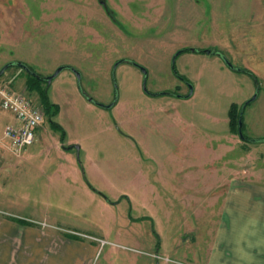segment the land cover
I'll return each instance as SVG.
<instances>
[{
    "label": "rangeland",
    "instance_id": "obj_1",
    "mask_svg": "<svg viewBox=\"0 0 264 264\" xmlns=\"http://www.w3.org/2000/svg\"><path fill=\"white\" fill-rule=\"evenodd\" d=\"M105 4L110 13L99 0H0V68L22 62L48 75L59 65L71 66L81 74L83 91L104 104L117 87L115 105L98 106L82 93L75 72L64 68L49 84H40L58 105L51 115L25 85L24 69L12 65L4 71L0 83L27 96L43 112L39 128H45L23 149L18 168L9 152L0 160L6 166L0 169V218L18 217L94 244L93 264H205L224 214L230 223L242 206L253 205L242 213L246 220L264 198V141L245 143L228 124L231 103L240 106L251 98L255 82L218 55L185 50L177 54L175 68L192 85L191 96L155 93L188 92L171 68L177 51L219 49L257 76L259 90L244 108L242 128L250 138H264V0ZM119 59L147 69L151 94L142 89L137 66L122 62L112 72ZM13 121L0 105V137ZM58 141L79 149L62 153ZM61 163L70 176L51 185V170ZM239 178L259 197L234 196L227 213L228 184ZM61 198L63 227L37 218ZM49 210L56 212L53 205ZM235 232L232 239L239 236ZM92 237L107 243L101 246ZM220 242L238 256L233 242Z\"/></svg>",
    "mask_w": 264,
    "mask_h": 264
},
{
    "label": "crops",
    "instance_id": "obj_2",
    "mask_svg": "<svg viewBox=\"0 0 264 264\" xmlns=\"http://www.w3.org/2000/svg\"><path fill=\"white\" fill-rule=\"evenodd\" d=\"M44 128L45 127L37 128L36 138L37 134L44 131ZM56 145L62 153L67 151L62 148V143L59 141ZM67 152H70V150ZM21 153L15 158L16 168L20 165V161L25 160L24 155ZM4 154L9 155L8 152ZM68 157L70 158V156ZM5 167L6 166H3V168L0 167V169H5ZM1 171L4 170H0V172ZM51 173L53 174L50 176L52 178V180H50L51 185L56 184L57 181L58 183L63 184V181L70 176L69 172L65 171V167L62 163L54 167L51 170ZM246 184L247 182H244L241 178H239V180L235 179L234 183L229 182L228 189L230 190L229 195H231V198L226 208L227 213L229 206L234 208L233 202L236 200L234 196H240L243 193H246L259 197V193H248V185ZM212 185L213 188L215 183H212ZM260 189H262L260 194L264 195V187ZM263 199H261V201L259 200V205L254 209V214H248L246 220L242 219V213L245 211L248 212L249 208L253 205H246V207L242 206L239 209L241 213H237L239 219L236 218L237 215L235 214L233 220H231L234 223H231V221L228 223L229 213L224 214L225 218L221 224L222 228H220L222 231H220L219 235L214 238L211 246L208 248V255L206 260L203 261L205 264H235V259H237L238 264H264ZM52 205L56 210L55 213H52L51 210H49V207ZM64 205L63 198L60 200L57 199L53 203H49L47 205L48 208L41 209L37 218L48 220V222L54 226L63 227L66 223V219L64 218L66 209ZM252 210L253 208L251 211ZM235 218L238 220H234ZM232 226L238 231L235 232V234H239L238 237L233 236V239L229 235L231 230L234 229ZM221 239H229L231 243H234L235 252L238 254L237 257H233V252L229 251L231 250V248L228 247L229 245L220 244ZM235 243H237V246ZM218 252H220L218 256L220 259L214 260V255H218ZM96 256L97 247L89 242L65 236V234H61L55 230H42L33 225L22 223L8 217L0 218V264H93Z\"/></svg>",
    "mask_w": 264,
    "mask_h": 264
},
{
    "label": "built area",
    "instance_id": "obj_3",
    "mask_svg": "<svg viewBox=\"0 0 264 264\" xmlns=\"http://www.w3.org/2000/svg\"><path fill=\"white\" fill-rule=\"evenodd\" d=\"M0 100L1 108L14 117L13 122L5 125L0 137L1 160L5 152L18 156L26 146L35 141L36 130L43 122L44 114L27 96L13 90L9 84L0 83ZM94 241L101 246L107 243L102 238H95ZM154 257L160 258L157 254Z\"/></svg>",
    "mask_w": 264,
    "mask_h": 264
},
{
    "label": "trees",
    "instance_id": "obj_4",
    "mask_svg": "<svg viewBox=\"0 0 264 264\" xmlns=\"http://www.w3.org/2000/svg\"><path fill=\"white\" fill-rule=\"evenodd\" d=\"M99 1L102 2V4L104 5L106 11L110 13V9H109V8L107 7V5L105 4V0H99ZM207 49H209V48H205V49L182 48V49L179 50V53L182 52V51H185V50L206 52ZM209 50H210V52H209L210 54H215V55L220 56L221 59L223 60V62H224V59H226L227 61L230 62V59H229V58L227 57V55H226L224 52H222L221 50L216 49V48H211V49H209ZM179 53H177V54H179ZM177 54H176V56H177ZM122 62H129V63L133 64V62H132L131 60H129V59H122ZM122 62H121V63H122ZM133 65H134V64H133ZM27 67H28L29 69H31L32 71H34V69H33L31 66L27 65ZM171 68H172L173 73H174L176 76H178V77L184 79L185 81H187V79H186L184 76L180 75V74L177 72V70H176V68H175V64H172V65H171ZM229 68H231V69L234 70V71H241V72H244V73L248 74V75L253 79V81L255 82V88H256V92H255V93L257 94V92H258V90H259V83H258V80H257V76H256L252 71H250V70H248V69H246V68H242V67L235 66V65H233V64H232V66L229 67ZM22 69H23V68H22ZM25 72H26V71H25ZM34 72H35V71H34ZM35 73H36V72H35ZM26 74H27V79H26V86H27V88H31V89L35 90V91L38 93V96H39V99H40V103H41L43 109H44L47 113H49V112L52 111V112L49 113V114L54 115V114H55V111L58 109V105L49 101V99H48V97H47V93H46V87H45V88H41V87H40V84H41L42 82H45V83H46V81H43V80H40L39 78H36L35 76H33L32 74H30L29 72H26ZM36 74L41 75V76H44V75L39 74V73H36ZM187 82H188V81H187ZM46 84H48V83H46ZM79 88H80V90L82 91V93L87 97V99H88L89 101H91V102H93V103L97 102V101H95L92 97L88 96V95L83 91V89H82L81 86H79ZM114 92H115V93H114V98H116V97H117V87L115 88ZM147 93L151 94V92H149V91H148ZM155 94H172V95H175L174 92H172V91L156 92ZM186 95H187V94H185L184 97H186ZM90 99H91V100H90ZM253 100H254V99H253ZM253 100H252V101H253ZM250 102H251V101H250ZM250 102H248L247 104H249ZM244 103H245V101H244L240 106H238L236 103H231V105H230V107H229V110H228V117H229V122H228V124H229V128H230V130L236 132L237 134H238V120H239V117H241V118L243 117V111H244V108H245V107L243 108V104H244ZM114 104H115V103H114ZM114 104H113V105H114ZM247 104H246V105H247ZM246 105H245V106H246ZM241 110H242V115L240 116V111H241ZM242 121H243V120H242ZM50 124H51V127L56 128V129H57V128L60 129V125H59L57 122L50 120ZM242 125H243V122H242ZM241 128H242V127H241ZM242 132H243V128H242ZM63 133H64V132H62L61 135H60V139H61V140H63V138H64V134H63ZM243 135H244V138H243L242 140H243L245 143L256 144V143H258L259 141H264V138H250V137H248V136H247L246 134H244V133H243ZM74 147H75V144H68V145L62 144V148L65 149V150H70V149H72V148H74ZM15 220H17V221H19V222H22V223L30 224V223H28L25 219L15 218Z\"/></svg>",
    "mask_w": 264,
    "mask_h": 264
},
{
    "label": "water",
    "instance_id": "obj_5",
    "mask_svg": "<svg viewBox=\"0 0 264 264\" xmlns=\"http://www.w3.org/2000/svg\"><path fill=\"white\" fill-rule=\"evenodd\" d=\"M210 52V50L209 49H207L206 50V53H209ZM177 53H179V51H177L176 52V54ZM176 54L173 56V58H172V64H174V62H175V58H176ZM122 62V59H119V60H117L116 62H115V64H114V66H113V68H112V72H114V69L120 64ZM133 64L135 65V66H137L140 70H141V72H142V74H143V78H142V89L144 90V92H148V89H147V86H146V79H147V69L145 68V67H143V66H141V65H139V64H137V63H135V62H133ZM171 64V65H172ZM224 64L226 65V66H228V67H231L232 66V63L231 62H229V61H227L226 59H224ZM12 65H17V66H19V67H21V68H23L26 72H29L30 74H32L33 76H35L36 78H39L40 80H43V81H46V83H50L52 80H53V78L54 77H56L64 68H70L71 70H73V72H75V74H76V78H77V82H78V86H80L79 85V82H80V77H81V74L76 70V69H74V68H72L71 66H68V65H59L51 74H48V75H44V76H41V75H38V74H36L34 71H32L31 69H29L28 67H27V65L26 64H24V63H22V62H7V63H5L3 66H1V68H0V76L4 73V71L8 68V67H10V66H12ZM113 76V75H112ZM114 86H115V88H116V84H114ZM188 87H189V91H188V93H187V95H186V97H189L191 94H192V92H193V87H192V85L191 84H189L188 83ZM256 93H254V95L251 97V98H249L248 100H246L245 101V103L243 104V108L245 107V105L248 103V102H250V101H252L253 99H255L256 98ZM91 100V99H90ZM116 100H117V97L116 98H114L110 103H107V104H104V103H100V102H95L98 106H101V107H104V108H110V107H112L113 106V104L116 102ZM242 115V110L240 111V116ZM242 118L241 117H239V120H238V136H239V138H241V139H243L244 138V135H243V132H242ZM75 148L76 149H79V146L78 145H75Z\"/></svg>",
    "mask_w": 264,
    "mask_h": 264
},
{
    "label": "flooded vegetation",
    "instance_id": "obj_6",
    "mask_svg": "<svg viewBox=\"0 0 264 264\" xmlns=\"http://www.w3.org/2000/svg\"><path fill=\"white\" fill-rule=\"evenodd\" d=\"M174 64H175V62H174ZM178 77V76H177ZM179 79H180V81H182V82H184L185 84H186V86L188 87V82L187 81H185L184 79H182V78H180V77H178ZM188 91H189V87H188ZM188 93V92H187ZM186 93V94H187ZM174 94H175V96H179V97H184V95L185 94H179V93H175L174 92Z\"/></svg>",
    "mask_w": 264,
    "mask_h": 264
}]
</instances>
